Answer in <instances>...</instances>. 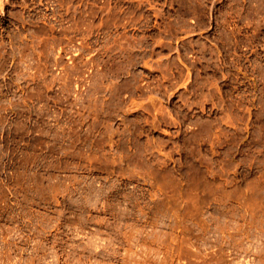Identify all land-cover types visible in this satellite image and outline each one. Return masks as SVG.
<instances>
[{"label": "rangeland", "instance_id": "374dc122", "mask_svg": "<svg viewBox=\"0 0 264 264\" xmlns=\"http://www.w3.org/2000/svg\"><path fill=\"white\" fill-rule=\"evenodd\" d=\"M0 264H264V0H0Z\"/></svg>", "mask_w": 264, "mask_h": 264}]
</instances>
